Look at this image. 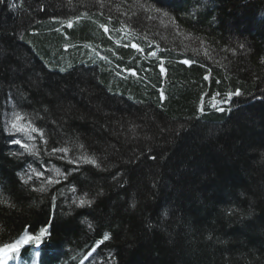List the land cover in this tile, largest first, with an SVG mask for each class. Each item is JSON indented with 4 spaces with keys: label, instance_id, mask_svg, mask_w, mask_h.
Instances as JSON below:
<instances>
[{
    "label": "trees",
    "instance_id": "obj_1",
    "mask_svg": "<svg viewBox=\"0 0 264 264\" xmlns=\"http://www.w3.org/2000/svg\"><path fill=\"white\" fill-rule=\"evenodd\" d=\"M43 228L7 264H264V0H0V247Z\"/></svg>",
    "mask_w": 264,
    "mask_h": 264
},
{
    "label": "snow or ice",
    "instance_id": "obj_2",
    "mask_svg": "<svg viewBox=\"0 0 264 264\" xmlns=\"http://www.w3.org/2000/svg\"><path fill=\"white\" fill-rule=\"evenodd\" d=\"M71 26V25H69ZM105 31L107 32V28H105ZM133 48H136L137 45L133 44L132 45ZM187 63V61L185 62ZM161 71H164L163 67H161ZM235 95H239V92H236ZM222 110V109H221ZM14 143H20L19 141H13ZM82 205L83 204H91L92 201L90 200H81L80 202ZM48 235V231L46 228L41 229L39 235L36 236H27L24 239L18 240L16 243L14 244H8V245H4L3 247H0V261H3L4 264H7V261L9 259L12 258L14 253H19L21 251V248L24 245H28L30 243H35L36 246H39L42 238H44L45 236ZM105 239H107V237H105Z\"/></svg>",
    "mask_w": 264,
    "mask_h": 264
},
{
    "label": "rangeland",
    "instance_id": "obj_3",
    "mask_svg": "<svg viewBox=\"0 0 264 264\" xmlns=\"http://www.w3.org/2000/svg\"><path fill=\"white\" fill-rule=\"evenodd\" d=\"M11 113V112H10ZM12 114V113H11ZM11 124H12V127H13V129H24V127H22L21 126V121H20V119H17V118H12V120H11ZM24 130H26V129H24ZM53 170V169H52ZM60 170H58V169H55V172H59ZM54 172V171H53ZM82 199H78L77 201H81ZM81 204V203H80ZM82 205V204H81Z\"/></svg>",
    "mask_w": 264,
    "mask_h": 264
}]
</instances>
